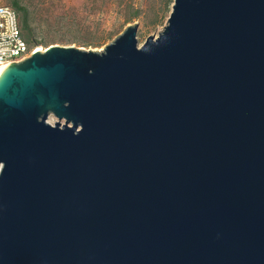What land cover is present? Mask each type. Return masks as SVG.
<instances>
[{"label":"water","instance_id":"obj_1","mask_svg":"<svg viewBox=\"0 0 264 264\" xmlns=\"http://www.w3.org/2000/svg\"><path fill=\"white\" fill-rule=\"evenodd\" d=\"M137 29L0 73V264H264V0Z\"/></svg>","mask_w":264,"mask_h":264},{"label":"rangeland","instance_id":"obj_2","mask_svg":"<svg viewBox=\"0 0 264 264\" xmlns=\"http://www.w3.org/2000/svg\"><path fill=\"white\" fill-rule=\"evenodd\" d=\"M12 1L0 0V6H11ZM17 1L33 19V39L37 42L35 46L41 50L50 45L102 50L129 24L124 23L127 13L123 9L125 3L141 11L139 19L134 20L138 22V44L148 36H157L166 23L163 16L165 0H110L107 5L98 7V3L95 8H91L85 0Z\"/></svg>","mask_w":264,"mask_h":264},{"label":"built area","instance_id":"obj_3","mask_svg":"<svg viewBox=\"0 0 264 264\" xmlns=\"http://www.w3.org/2000/svg\"><path fill=\"white\" fill-rule=\"evenodd\" d=\"M39 50L25 39L17 11L9 5L0 6V67L22 61Z\"/></svg>","mask_w":264,"mask_h":264},{"label":"trees","instance_id":"obj_4","mask_svg":"<svg viewBox=\"0 0 264 264\" xmlns=\"http://www.w3.org/2000/svg\"><path fill=\"white\" fill-rule=\"evenodd\" d=\"M85 1L87 4L90 5L91 8H95V6L98 3H99V5H97L98 7H100L101 5H107L110 0H106L105 3L103 2V0H101V2H99V0H85ZM172 3H173V0H165L164 9H163V12H164L163 16L165 19H167L168 15H169ZM125 5L126 6L123 9L126 10L127 13L124 16V23L125 24L133 23L134 20L139 19L141 11L138 8H133L132 5H128L127 3H125ZM11 6L18 13L20 24H21V27L23 29V33H24V37H25L26 41L31 46H35L37 44V42L33 39L34 29L31 27V23H32L33 19L31 18L29 12L27 11L26 8L21 7L17 0H13L11 2ZM129 8H130V10H129ZM87 45H89V44H87Z\"/></svg>","mask_w":264,"mask_h":264},{"label":"bare ground","instance_id":"obj_5","mask_svg":"<svg viewBox=\"0 0 264 264\" xmlns=\"http://www.w3.org/2000/svg\"><path fill=\"white\" fill-rule=\"evenodd\" d=\"M41 50V49H39ZM42 51V50H41ZM5 69V67H0V73Z\"/></svg>","mask_w":264,"mask_h":264}]
</instances>
